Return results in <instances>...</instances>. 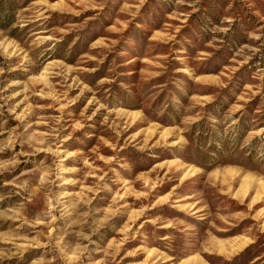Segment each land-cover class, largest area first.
<instances>
[{"label": "rangeland", "instance_id": "1", "mask_svg": "<svg viewBox=\"0 0 264 264\" xmlns=\"http://www.w3.org/2000/svg\"><path fill=\"white\" fill-rule=\"evenodd\" d=\"M0 264H264V0H0Z\"/></svg>", "mask_w": 264, "mask_h": 264}]
</instances>
